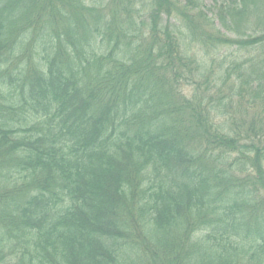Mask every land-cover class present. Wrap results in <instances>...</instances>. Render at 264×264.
<instances>
[{"label": "trees", "instance_id": "16d2710c", "mask_svg": "<svg viewBox=\"0 0 264 264\" xmlns=\"http://www.w3.org/2000/svg\"><path fill=\"white\" fill-rule=\"evenodd\" d=\"M0 264H264V0H0Z\"/></svg>", "mask_w": 264, "mask_h": 264}]
</instances>
